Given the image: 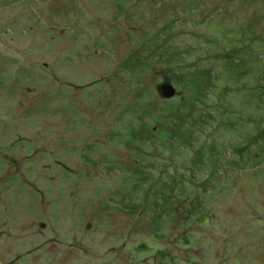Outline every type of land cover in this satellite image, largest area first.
I'll return each mask as SVG.
<instances>
[{
    "label": "rangeland",
    "instance_id": "obj_1",
    "mask_svg": "<svg viewBox=\"0 0 264 264\" xmlns=\"http://www.w3.org/2000/svg\"><path fill=\"white\" fill-rule=\"evenodd\" d=\"M0 264H264V0H0Z\"/></svg>",
    "mask_w": 264,
    "mask_h": 264
},
{
    "label": "water",
    "instance_id": "obj_2",
    "mask_svg": "<svg viewBox=\"0 0 264 264\" xmlns=\"http://www.w3.org/2000/svg\"><path fill=\"white\" fill-rule=\"evenodd\" d=\"M161 93L163 96L170 98L173 97L176 93V89L173 87V85L170 82H165L160 87Z\"/></svg>",
    "mask_w": 264,
    "mask_h": 264
}]
</instances>
